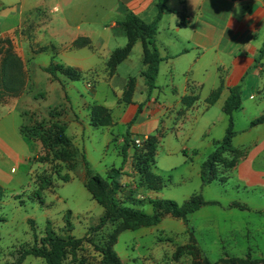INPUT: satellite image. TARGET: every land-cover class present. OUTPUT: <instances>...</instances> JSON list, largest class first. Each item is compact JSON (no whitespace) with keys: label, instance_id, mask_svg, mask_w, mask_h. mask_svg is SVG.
Segmentation results:
<instances>
[{"label":"crops","instance_id":"crops-1","mask_svg":"<svg viewBox=\"0 0 264 264\" xmlns=\"http://www.w3.org/2000/svg\"><path fill=\"white\" fill-rule=\"evenodd\" d=\"M157 3L158 0H22L14 13H0V28L3 27L0 39L12 41L14 52L28 71L30 59L36 61L45 56L43 61L31 63L30 71L34 74H47L43 69L52 62L76 69L80 74L79 81H70L59 73L58 79L50 74L45 77L50 81L45 92L48 100L60 99L64 93L68 98L69 92L78 94L68 105L65 115L66 134L79 150V162L83 155L91 152V146L94 147L92 138L95 130L103 129L107 136L106 147L115 144L122 164L123 174L118 178L122 189L128 190L125 186L129 185L131 190H136L141 178L133 167L132 149L128 151L130 156L124 164L125 136L129 133L132 140L156 139L157 149L150 171L167 181L168 185L158 192L145 186L139 188L132 199L126 200L137 202L136 210L143 211L141 206L148 205L151 209L148 213H152L150 199L164 200L166 188L179 187L194 179L208 204L192 214L211 206L242 222L247 214L262 218L255 230L262 240L261 245L256 246L258 254L230 256L264 259V123L251 126L253 120L264 115V55L261 56L264 0H167L168 10L163 14L155 37V46L163 61L156 89L149 94L146 80L141 75L145 69L141 41L134 44L130 55L113 73L109 64L113 52L124 48L128 42L119 23L129 14L136 15L145 23L152 22L158 13ZM82 38L88 39L89 43L75 47L74 42ZM122 66L137 72L122 76ZM81 81L86 84L85 90L92 92L90 100L74 85V82ZM131 81L133 92L127 102L124 95ZM28 82L39 84L33 78ZM100 83L107 84L113 91V98L103 97V104L96 88ZM88 84L92 85V91ZM237 87L241 90V107L232 115L236 132L232 139L234 152L226 155L227 159L235 160V166L229 170L220 168V180L204 186L201 165L225 137L229 116L223 108L231 89ZM218 90L219 98L213 104L209 103L210 97ZM24 96L25 93L0 104V109H3L0 111V151L7 158L15 157L17 149L32 141L21 132L27 123L22 110ZM186 97L192 98L189 105L184 102ZM31 101L36 103L34 97ZM96 105L108 110L112 119L110 125H92V108ZM7 118H10V124L5 121ZM160 154H163L161 159ZM31 159L29 161L33 162ZM182 162L183 169L179 168ZM113 168L116 169L113 166L106 170V175ZM174 173H177L176 182L165 178ZM65 175L69 180L63 183L73 182L79 175L86 189L85 167L84 171H78V175L70 170ZM8 177L6 170L0 167V182ZM118 197L123 201L120 193ZM234 203L246 209L232 207ZM166 218L180 220L185 233H189V228L195 232L189 222L186 224L171 215H165L158 225L136 231L151 232L153 228L161 227ZM240 225L235 223V227ZM248 226L244 221L243 227ZM215 227L220 228L218 225ZM53 229L57 231V228ZM216 232L221 240L225 232L220 229ZM230 256L222 253L219 260L208 259L218 262ZM187 259L184 258L185 261Z\"/></svg>","mask_w":264,"mask_h":264},{"label":"rangeland","instance_id":"rangeland-1","mask_svg":"<svg viewBox=\"0 0 264 264\" xmlns=\"http://www.w3.org/2000/svg\"><path fill=\"white\" fill-rule=\"evenodd\" d=\"M21 1L0 0V13L3 11L14 13ZM2 29L3 27L0 28V34L3 32ZM0 42V55L6 48L7 42L12 45L13 50L15 49L10 39H1ZM44 59L45 56H41L36 61L29 60V71L26 70V88L20 95L26 94L23 98L22 110L26 115L27 126L42 128L51 139H53L52 137L60 138L63 136V131H59L56 126L63 129L67 126L65 112L69 110L68 105L74 101V97H78V94L69 92L70 99L65 93L60 99H47L45 92L50 82L49 79L45 78L47 74L42 72L34 74L30 71L31 63H39ZM136 72L128 66L120 68L122 76L126 74L133 75ZM30 78L37 80L39 84L35 85L28 82ZM74 85L84 97L88 100L91 99L92 92L85 90L86 84L83 81L74 82ZM92 88L88 89L92 91ZM96 88L99 96L102 97L101 104L104 102L103 97L113 98V91L107 84L100 83ZM33 97L36 99V103L31 101ZM10 98L15 97H5L3 102ZM2 110L0 109V111ZM9 119L5 120L8 121V124L11 123ZM95 132V137L92 138L94 147L91 146V152L85 154V156L91 165L93 174L106 178V170L111 169L113 166L120 169L122 164L119 162L115 144L111 143L108 148L106 147L107 136L105 130L99 129ZM38 141L32 140L27 146L17 149L15 157L7 158L0 151V167L4 171L6 170L10 177L0 182V264H16L23 250L34 247L37 243L40 244L41 239L46 236L47 223L50 221L52 222L51 227L57 228L56 232L59 235H72L81 238L91 226L98 223L99 218L103 215L101 206L92 199L83 183H81L78 171H84V166L82 160L79 162V150L75 144L72 142L73 150L77 153V163L72 172L77 173L78 176L73 182L63 183L62 177L66 176L65 173L68 171L69 164L61 161L37 163L41 160V157L48 153L41 141ZM48 143L51 145L53 153H63L66 150L63 146L51 141ZM162 156L163 154H160L159 159ZM30 158L33 162L29 161ZM183 163L180 164L179 168L183 169ZM176 175L177 173L171 176L166 175L165 178H171L172 182H176ZM43 179L51 183L45 190H41V185L44 184ZM37 193L40 194V198L36 196ZM194 193L200 194L201 189L193 179L179 187L166 188L164 190V196L166 197L164 200H172L182 204ZM228 195L226 197H229ZM41 200H43V203L40 202ZM46 203L50 205L48 206ZM125 205L134 209L139 206L133 200L127 201ZM141 209L145 213L151 210L148 205H142ZM68 210L73 213L70 225H66L64 220ZM261 220L262 218L256 214H247L244 221L249 226L245 228L243 227L244 221L230 218L228 215L216 211L215 208L207 206L201 212L189 216V225L194 228L195 239L203 253L211 260H219L222 253L229 256L234 254H258L256 246L261 245L262 240L255 230L256 225ZM180 223V220L166 218L161 227H155L151 232H144V230L124 231L119 235L114 251L121 258L123 264H190V259L185 261L183 258L182 260L185 263H182V260L179 262L173 260L176 249L188 244L191 237L189 233L183 231V226ZM235 223H241L240 227H235ZM216 225L220 228H216ZM114 229L115 224L109 225L102 233L95 236L96 241H107L108 234L113 233ZM216 229L225 232L221 240L217 237ZM231 231L233 232L231 233ZM144 233L147 234L144 235ZM251 249L252 251H250ZM83 254L91 261H95L97 258L96 251L91 245L86 246V250L83 253H78L76 257ZM75 262V255L68 251L64 264H77ZM23 264L46 263L42 258L28 256Z\"/></svg>","mask_w":264,"mask_h":264},{"label":"trees","instance_id":"trees-1","mask_svg":"<svg viewBox=\"0 0 264 264\" xmlns=\"http://www.w3.org/2000/svg\"><path fill=\"white\" fill-rule=\"evenodd\" d=\"M241 1V0H236ZM158 13L150 23H145L134 14L126 16L125 20L119 25L124 29L128 42L122 49L113 52L110 60V71L113 73L117 66L123 62L130 55L134 44L141 41L143 44L145 66L141 75L146 80L149 94L156 89V81L159 73V67L163 59L160 57L159 51L155 46V37L158 33L159 23L163 17L164 12L168 10L167 0H158ZM183 25V23H182ZM1 41V39H0ZM88 39L82 38L74 42L75 47H81L88 44ZM1 44V42H0ZM2 44H4L2 42ZM264 55V45L261 50V56ZM44 72L50 74L54 79H58V73L64 75L70 81H79L80 74L76 69L66 68L53 62L49 67L43 69ZM27 84V73L25 64L22 59L14 52L12 45L6 43V48L0 55V104L5 97L20 96ZM133 81L129 83L128 90L125 92L124 100L129 102L133 92ZM229 98L226 100L223 111L229 116V125L226 130L224 139L216 144L215 150L209 155L208 159L201 165V178L203 185L211 184L219 181V169L229 170L235 166V160L227 159V154L234 152L232 139L236 132L233 129L232 115L241 107L240 88H232ZM220 95V90L215 92L209 99V103L213 104ZM192 100L191 97H186L184 102L189 105ZM91 123L94 127L108 126L112 123V119L107 109L101 106H94L92 108ZM264 123V115L251 122V126H257ZM59 131H63V136L60 138H49L45 131L40 127H31L24 125L22 127V134L32 140H39L43 144L48 153L41 157L37 163H54L61 161L69 164L68 170L75 169L77 163V153L73 150L72 140L66 134V127L64 129L60 126ZM132 135L125 136V145L123 148L124 164L130 156L128 151L132 149L133 160L135 163L133 167L136 168L140 175L141 182L136 186V190H131L130 186H125L128 190H123L118 178L123 174L122 169H112L106 179L96 176L92 173L90 164L83 155L82 162L86 170L87 181L85 187L91 194L92 199L100 205L104 213L98 220L96 225L91 226L85 235L81 238H76L72 235H59L53 227L51 222H48L46 229V236L41 239L40 244L34 247L23 250L16 264H23L28 256L42 258L46 264H64L67 252L70 251L75 255V263L77 264H123L118 254L114 251V246L117 243L119 235L124 231H136L141 228L152 227L158 225L165 215H171L174 218L183 220L188 224V216L200 208L206 206L208 203L204 201L201 194H194L182 204H178L172 200L150 199L149 204L152 206V213H145L125 205L126 200L132 199L137 190L145 186L148 190L161 191L168 185V182L159 176L154 175L150 171V166L153 163L155 151L157 149V141L154 138H149L141 145H137L131 139ZM49 141L57 145L63 146L66 150L63 153H53ZM51 144V143H50ZM39 180V178H38ZM62 180L67 182L69 177L63 176ZM41 190H45L50 181L43 179ZM121 194L123 201L118 197ZM40 198V194H36ZM43 203V200H41ZM240 210H245L246 207L238 203L231 205ZM72 212L68 211L65 216L66 225L72 222ZM115 224L113 233L108 234L107 241L97 242L95 236L102 233L109 225ZM191 235L190 242L182 247H178L174 253L173 260L175 262L181 261L183 258H189L190 264H264V259H243L238 257H227L218 262H211L203 255L194 236V231L189 228ZM91 245L96 251L97 258L95 261L87 259L83 254L76 257L78 253H83L86 246Z\"/></svg>","mask_w":264,"mask_h":264},{"label":"built area","instance_id":"built-area-1","mask_svg":"<svg viewBox=\"0 0 264 264\" xmlns=\"http://www.w3.org/2000/svg\"><path fill=\"white\" fill-rule=\"evenodd\" d=\"M88 88H91V85L88 84ZM147 139H142V138H136L134 141L137 145H141L143 142H145Z\"/></svg>","mask_w":264,"mask_h":264}]
</instances>
